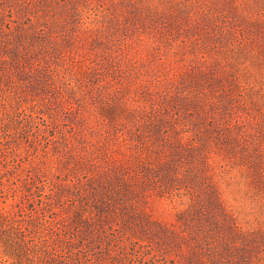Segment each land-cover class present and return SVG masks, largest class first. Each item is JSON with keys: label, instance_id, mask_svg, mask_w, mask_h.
Returning <instances> with one entry per match:
<instances>
[{"label": "rangeland", "instance_id": "1", "mask_svg": "<svg viewBox=\"0 0 264 264\" xmlns=\"http://www.w3.org/2000/svg\"><path fill=\"white\" fill-rule=\"evenodd\" d=\"M74 1L100 28L81 25L68 48L53 40L72 51L73 89L0 87V132L4 122L13 132L1 147L19 151L23 176L36 171L47 192L55 187V216L74 221L81 184L120 185L126 204L97 223L118 224L125 243L149 244L129 243L123 264H198L187 246H167L162 227L193 202L212 211L214 188L242 224L264 226V0ZM213 96L232 101L240 138L213 115ZM131 150L142 153L147 178L122 168Z\"/></svg>", "mask_w": 264, "mask_h": 264}, {"label": "trees", "instance_id": "2", "mask_svg": "<svg viewBox=\"0 0 264 264\" xmlns=\"http://www.w3.org/2000/svg\"><path fill=\"white\" fill-rule=\"evenodd\" d=\"M87 9L74 0H0V87H11L9 82L16 81L46 89L62 82L73 89L70 75L76 69L67 61L68 52L72 51L58 48L53 40L59 37L66 48L69 41L78 44V28L87 23ZM86 26L91 32L100 28L94 21ZM206 101L213 104V115H222L227 130H234V136L240 138L243 125L231 110L230 98L221 100L213 96ZM224 101L227 103L223 104ZM6 123L9 122L1 126L0 139L13 133L5 127ZM164 133L169 136L170 130ZM122 142L126 144V139ZM1 144L0 140V264H123L125 253L121 250L129 243L135 251L149 245L133 240L125 243L118 224L103 223L100 227L97 223L117 217L120 206L126 204V192H122L120 185L81 184L75 188L74 197L79 204L74 210V221L66 222L65 214L55 216L57 201L62 198L52 197L55 187L47 192L48 181L41 180L36 171L23 176L25 162L19 151H9V146L5 150ZM193 146L198 143L193 142ZM129 153L132 159L120 162L122 168L129 175L138 173L147 178L146 171L142 174L138 170L143 163L142 153ZM210 154L208 150V166ZM61 181L69 185L72 180L63 176ZM58 190L61 195L65 193L63 187ZM214 190L212 211L193 208V202L177 213L178 224L162 227L167 246L176 247L175 253L187 246L198 264H264V226L242 224L224 203L218 188Z\"/></svg>", "mask_w": 264, "mask_h": 264}]
</instances>
